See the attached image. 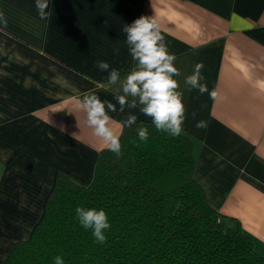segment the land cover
I'll use <instances>...</instances> for the list:
<instances>
[{
    "label": "crops",
    "instance_id": "obj_1",
    "mask_svg": "<svg viewBox=\"0 0 264 264\" xmlns=\"http://www.w3.org/2000/svg\"><path fill=\"white\" fill-rule=\"evenodd\" d=\"M47 11L41 19L35 0H0V264L30 235L57 173L81 185L93 177L101 148L76 98L111 101L118 122L129 112L151 120L139 106L120 112L96 66L122 78L134 67L123 28L140 16L159 21L177 57L195 180L264 255V0H50ZM200 62L215 98L184 85Z\"/></svg>",
    "mask_w": 264,
    "mask_h": 264
},
{
    "label": "trees",
    "instance_id": "obj_2",
    "mask_svg": "<svg viewBox=\"0 0 264 264\" xmlns=\"http://www.w3.org/2000/svg\"><path fill=\"white\" fill-rule=\"evenodd\" d=\"M148 129L140 141L138 129ZM121 154L101 149L87 185L57 173L30 235L17 240L3 264H264L239 221L209 205L193 176L192 141L151 120L125 126ZM103 209L111 227L94 241L75 213Z\"/></svg>",
    "mask_w": 264,
    "mask_h": 264
},
{
    "label": "clouds",
    "instance_id": "obj_3",
    "mask_svg": "<svg viewBox=\"0 0 264 264\" xmlns=\"http://www.w3.org/2000/svg\"><path fill=\"white\" fill-rule=\"evenodd\" d=\"M50 0H35L37 13L41 19L48 15ZM0 23L5 27L7 21L0 14ZM126 43L133 61L134 67L122 78L118 69L112 68L105 61H97V68L102 72H108L106 90H110L119 105V111L125 108L136 109L151 118L154 127L170 136L178 137L186 119V107L183 103V91L176 77L182 75L175 66L177 57L170 53L161 25L154 16H140L130 25H125ZM118 51V50H117ZM204 65L202 62L194 66L192 74L184 77L185 87L197 90L200 95L208 93L215 98L217 93L209 89L206 83H202L205 77L202 75ZM117 111L116 104L111 101L101 100L93 93H84L78 97L73 105V112H82L85 123L92 130V136L98 141L101 149H106L119 156L122 145L120 137L125 126L131 127L138 119L137 115L129 112L122 122L115 121L109 114ZM192 113V118H196ZM77 126L79 127L78 121ZM197 129H206L207 122L197 121ZM140 141H147L149 132L141 126L138 130ZM76 136V134H73ZM76 217L80 225L91 230L94 241L103 244L107 240L106 231L111 224L107 213L96 208L77 207ZM54 264H64L61 256L54 258Z\"/></svg>",
    "mask_w": 264,
    "mask_h": 264
}]
</instances>
